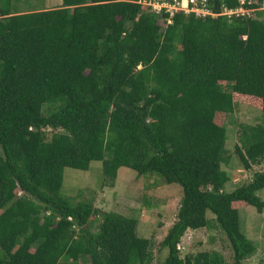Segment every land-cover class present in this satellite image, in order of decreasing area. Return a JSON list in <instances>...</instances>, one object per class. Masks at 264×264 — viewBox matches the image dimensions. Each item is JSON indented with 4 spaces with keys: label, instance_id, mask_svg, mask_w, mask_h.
Wrapping results in <instances>:
<instances>
[{
    "label": "trees",
    "instance_id": "obj_1",
    "mask_svg": "<svg viewBox=\"0 0 264 264\" xmlns=\"http://www.w3.org/2000/svg\"><path fill=\"white\" fill-rule=\"evenodd\" d=\"M138 1L16 13L0 0V264H153L137 219L60 193L64 168L91 162L181 188L156 264H227L216 251L180 256L186 231L213 227L231 264L256 253L233 204L264 211V169L226 190L228 133L215 117L233 112V93L260 99V122L242 126L234 153L245 170L264 161V10L178 12L167 24ZM251 1L244 9L260 6ZM207 2L214 13L240 5Z\"/></svg>",
    "mask_w": 264,
    "mask_h": 264
},
{
    "label": "rangeland",
    "instance_id": "obj_2",
    "mask_svg": "<svg viewBox=\"0 0 264 264\" xmlns=\"http://www.w3.org/2000/svg\"><path fill=\"white\" fill-rule=\"evenodd\" d=\"M260 6L255 10H246L249 17L263 11L264 0H252ZM61 0H12V11L31 12L59 8ZM161 23V22H160ZM162 25V24H161ZM234 110L229 115L217 114L215 123L224 124L228 133L225 149L231 155L229 162L221 168L229 175L226 190L247 183L255 172L264 169V161L250 170H245L234 153L238 136L244 125H256L261 119V101L258 98L232 94ZM1 153V152H0ZM60 193L73 201H91L104 212H115L137 219V234L141 238L153 241V264L161 262L167 251L159 249L167 230L175 221L182 197L181 188L166 185L155 175L137 176L127 168H119L111 173L101 162H91L87 170L64 168ZM264 200V189L257 192ZM239 213L240 227L248 239L257 247L256 253L244 264H264V211L258 213L255 208L243 202L233 204ZM207 218L213 215L207 213ZM180 256L195 254L199 251H216L231 264V250L228 242L218 228L188 230L178 244ZM79 264H85L79 262Z\"/></svg>",
    "mask_w": 264,
    "mask_h": 264
},
{
    "label": "built area",
    "instance_id": "obj_3",
    "mask_svg": "<svg viewBox=\"0 0 264 264\" xmlns=\"http://www.w3.org/2000/svg\"><path fill=\"white\" fill-rule=\"evenodd\" d=\"M138 4L147 6L149 12L155 15L167 14L166 23H171V17L178 12H183L184 14L194 13L196 16L205 17L209 16L216 18L219 16H224L227 18L230 17H249L246 10H255V9H244L245 0H239V7L236 9H227L222 8V11L219 13H214L210 8L207 0H139ZM264 4V3H262ZM261 10H264L259 8Z\"/></svg>",
    "mask_w": 264,
    "mask_h": 264
}]
</instances>
